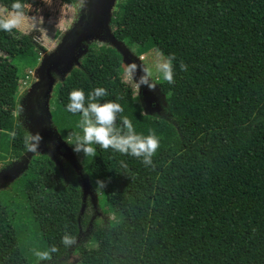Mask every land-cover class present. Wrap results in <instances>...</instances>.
Instances as JSON below:
<instances>
[{
  "label": "trees",
  "instance_id": "16d2710c",
  "mask_svg": "<svg viewBox=\"0 0 264 264\" xmlns=\"http://www.w3.org/2000/svg\"><path fill=\"white\" fill-rule=\"evenodd\" d=\"M14 2L0 0V9L12 11ZM19 2L25 12L29 0ZM113 22L135 55L174 56L173 83L159 84L173 122L152 125L154 116L126 90L123 57L111 46H90L57 84L53 120L72 144L81 116L66 110L68 94L82 89L87 99L98 87L105 95L97 102L121 106L117 126L127 117L136 133L159 139L151 165L98 144L81 153L118 220L78 247L80 264H264V0H125ZM40 58L30 35L0 30V162L28 152L30 135L15 114L22 69ZM82 205L78 181L66 180L48 155L34 156L0 193V264H39L34 251L52 247L49 259L66 258ZM64 235L75 238L71 246Z\"/></svg>",
  "mask_w": 264,
  "mask_h": 264
},
{
  "label": "rangeland",
  "instance_id": "374dc122",
  "mask_svg": "<svg viewBox=\"0 0 264 264\" xmlns=\"http://www.w3.org/2000/svg\"><path fill=\"white\" fill-rule=\"evenodd\" d=\"M86 1L77 0L74 5H69L60 0H29L24 18L17 27L31 36L41 50V58L35 67L22 69L18 109L15 115L29 135L39 133L42 139L35 152L28 150L19 159L7 154L6 160L0 162V193L12 190L29 170L32 158L40 154L48 155L66 180H77L83 193L80 234L74 248L64 259L38 260L39 264H80L78 247L92 244L94 239L106 235L110 223L118 220V216L105 204L102 192L91 184L82 162V154L73 152L70 133L66 129L59 131L54 123L52 112L56 107L57 84L66 78L72 69L80 67L90 46L116 48L122 53L123 65L132 62L150 65L155 50H150L143 55L144 59L140 60V56L134 54L127 42L117 37L116 23L113 22L114 13L125 0H97L92 10L95 15L92 30L74 42L72 32L85 13L91 12V9L85 10ZM6 13L0 9L1 15ZM141 75L143 73L138 67L136 79ZM153 80L156 83L153 90H149L146 85L134 89L131 83H125V88L133 98L140 99L144 113L154 116L152 125L156 127L162 120L172 123L173 119L167 110L166 96L159 86L163 80L159 79L156 73L153 74Z\"/></svg>",
  "mask_w": 264,
  "mask_h": 264
},
{
  "label": "clouds",
  "instance_id": "9594fccd",
  "mask_svg": "<svg viewBox=\"0 0 264 264\" xmlns=\"http://www.w3.org/2000/svg\"><path fill=\"white\" fill-rule=\"evenodd\" d=\"M12 11H8L5 15H0V30L10 31L17 28L22 19L24 12L22 4L19 0L11 4ZM140 60L144 57L140 56ZM174 56L164 55L158 50H153L152 61L150 65H138L135 62L122 66V82L131 83L134 89H138L141 85H146L149 90L156 87L153 80V74H158L159 79L171 84L174 80L173 69ZM139 70L143 73L136 79V72ZM183 63L180 69L184 70ZM105 95V89L98 87L87 94L82 89H73L68 94V103L66 110L70 113H79L81 119L79 127L82 135H76L72 150L74 153H83L90 155L93 152L92 144H98L101 148H111L120 153H126L129 156L141 159L145 165L152 164V157L159 148L158 137L149 130L147 135L136 133L132 123L127 117H120L119 126H117V115L122 111L119 103L113 101L97 102V98ZM42 139L39 133L25 138V145L29 151L35 152L39 142ZM97 185L103 186V182L97 181ZM74 237L64 235L62 243L65 246H71L74 243ZM56 248L50 250L34 251L38 260H48L50 252H55Z\"/></svg>",
  "mask_w": 264,
  "mask_h": 264
},
{
  "label": "water",
  "instance_id": "95a60500",
  "mask_svg": "<svg viewBox=\"0 0 264 264\" xmlns=\"http://www.w3.org/2000/svg\"><path fill=\"white\" fill-rule=\"evenodd\" d=\"M96 1L97 0H87L86 1L85 10L91 9V12L85 13L84 17L82 18L81 22L78 24L77 28L74 30V32H72V35H74V42L79 41V39L86 36L90 32V30H92L93 25L95 23L94 22L95 15H94V12H92V10L94 9Z\"/></svg>",
  "mask_w": 264,
  "mask_h": 264
}]
</instances>
